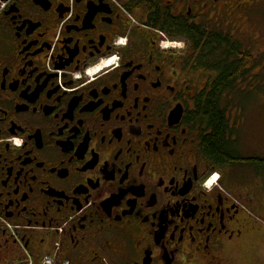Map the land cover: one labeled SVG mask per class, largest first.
I'll list each match as a JSON object with an SVG mask.
<instances>
[{"label":"flooded vegetation","instance_id":"af4514ba","mask_svg":"<svg viewBox=\"0 0 264 264\" xmlns=\"http://www.w3.org/2000/svg\"><path fill=\"white\" fill-rule=\"evenodd\" d=\"M263 94L264 0H0V264H263L205 186Z\"/></svg>","mask_w":264,"mask_h":264},{"label":"crops","instance_id":"0c3cea01","mask_svg":"<svg viewBox=\"0 0 264 264\" xmlns=\"http://www.w3.org/2000/svg\"><path fill=\"white\" fill-rule=\"evenodd\" d=\"M255 113L248 111L246 125L239 126L237 142V152L242 158L251 156L253 159L221 168L219 185L249 211H242V220H248L245 229L250 230L253 240L264 247V224L257 221V218L264 221V110ZM245 150L251 155H245ZM259 231L262 234L257 236L255 232Z\"/></svg>","mask_w":264,"mask_h":264},{"label":"trees","instance_id":"16d2710c","mask_svg":"<svg viewBox=\"0 0 264 264\" xmlns=\"http://www.w3.org/2000/svg\"><path fill=\"white\" fill-rule=\"evenodd\" d=\"M222 83H225L223 81ZM220 97L210 96L207 100L206 112H210L208 115V121L210 122V126L213 128V132L211 136L206 138L205 142V155L207 160L215 167H227L231 166L232 163L239 162L238 158L231 155V147L232 145L225 140L223 135V130L226 129V126L223 123H220L216 114L214 113V109L211 106H215L219 104ZM221 120V119H220ZM231 158H230V157ZM235 158V160H234Z\"/></svg>","mask_w":264,"mask_h":264},{"label":"rangeland","instance_id":"374dc122","mask_svg":"<svg viewBox=\"0 0 264 264\" xmlns=\"http://www.w3.org/2000/svg\"><path fill=\"white\" fill-rule=\"evenodd\" d=\"M176 47H178V45H176ZM249 102H252L251 104L252 106H254V108L250 109L251 113H255V111H262V109L264 110V107H263L264 96H261V95L252 96ZM255 114H258V113H255ZM213 173L215 172H211L209 175H212Z\"/></svg>","mask_w":264,"mask_h":264}]
</instances>
